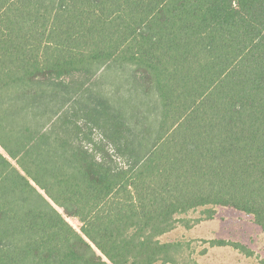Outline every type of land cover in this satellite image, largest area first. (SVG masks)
<instances>
[{"label":"trees","instance_id":"1","mask_svg":"<svg viewBox=\"0 0 264 264\" xmlns=\"http://www.w3.org/2000/svg\"><path fill=\"white\" fill-rule=\"evenodd\" d=\"M218 207L264 230V0H0V264H179Z\"/></svg>","mask_w":264,"mask_h":264},{"label":"rangeland","instance_id":"2","mask_svg":"<svg viewBox=\"0 0 264 264\" xmlns=\"http://www.w3.org/2000/svg\"><path fill=\"white\" fill-rule=\"evenodd\" d=\"M112 85L109 81L106 89H113ZM216 213L213 220L200 222L192 231L180 226L162 238L163 242L183 245L179 264H264V230L255 224L254 217L230 207H218ZM190 217L198 219L200 214ZM70 223L79 229L76 221ZM212 241L230 245L213 246ZM232 245L242 246L251 254Z\"/></svg>","mask_w":264,"mask_h":264},{"label":"crops","instance_id":"3","mask_svg":"<svg viewBox=\"0 0 264 264\" xmlns=\"http://www.w3.org/2000/svg\"><path fill=\"white\" fill-rule=\"evenodd\" d=\"M197 227H198V226H197ZM195 228H196V227H195ZM195 228H194V229H195ZM194 229H192V230H194ZM177 230H179V228H177L176 230L172 231L171 233H173V232H175V231H177ZM192 230H188V231H192ZM171 233H169V234H171ZM167 235H168V234H167ZM167 235H165V236H167ZM165 236H164V237H165ZM248 248H249V247H248Z\"/></svg>","mask_w":264,"mask_h":264}]
</instances>
